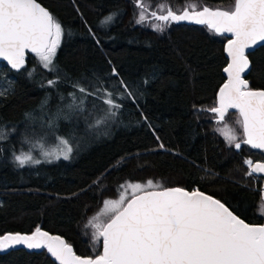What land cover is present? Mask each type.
<instances>
[{"label":"trees","instance_id":"16d2710c","mask_svg":"<svg viewBox=\"0 0 264 264\" xmlns=\"http://www.w3.org/2000/svg\"><path fill=\"white\" fill-rule=\"evenodd\" d=\"M38 1L62 25L63 35L52 70L33 52L26 53L18 71L0 61V91L6 90L0 96V130L6 137L0 140V235L39 226L61 235L77 255L94 257L101 253L102 239L93 247L88 220L105 200L121 195L127 200L130 185L148 180L152 189H160L157 184L201 189L248 223L264 220V177L246 175L243 164L247 157L264 159L262 150L243 143L236 149L227 142L225 124L237 142L242 138L237 112H227L218 123L208 111L225 79L228 38L206 26L165 25L148 13L161 12L158 5L164 12L169 6L183 9L186 2L197 9H226L234 0H144L142 23H137L141 9L135 0ZM113 14L110 23H101ZM247 55L251 67L245 78L251 88L264 89V44ZM121 80L131 96L118 97ZM77 83L88 93L112 92L121 105L112 109L116 115L110 116L98 95L79 92ZM60 137L73 148L68 159L37 158ZM21 151L41 163L19 166L14 154ZM0 264L56 263L45 250L20 248L0 253Z\"/></svg>","mask_w":264,"mask_h":264},{"label":"snow or ice","instance_id":"6c2138e0","mask_svg":"<svg viewBox=\"0 0 264 264\" xmlns=\"http://www.w3.org/2000/svg\"><path fill=\"white\" fill-rule=\"evenodd\" d=\"M135 3L141 9L137 23H142L146 19V5L144 0ZM158 7L164 12L163 5ZM114 15L101 23H110ZM150 15L165 25L170 21H190L205 25L217 34H231L225 46L230 58L224 68L228 78L219 89L218 106L208 111L218 114L219 123L229 109H237L236 123L243 130L242 138L237 142L234 129L225 124L222 134L227 142L236 149L242 143L264 149V89H252L243 75L251 63L246 50L264 42V0H234L226 9L201 6L200 10L186 2L183 9L173 11L169 6L166 14L152 11ZM152 27L164 31L161 24ZM62 35V25L38 0H0V58L12 69L24 67L27 49L39 56L44 68L52 70L50 66ZM113 74L118 75L115 69ZM55 83L48 81L49 85ZM119 83L123 91L118 97L131 96L128 85L122 80ZM75 87L81 93L102 98L109 105L110 116L116 115L113 108L121 107L106 88L88 93L79 83ZM4 95L6 90L0 91V96ZM69 95L75 101V95ZM100 123L98 120L97 124ZM5 138L0 130V140ZM59 144L62 147L56 158L62 155L68 159L73 151L71 144L63 137L59 138ZM14 161L21 167L41 163L23 151L14 154ZM245 163L250 168L248 175L264 173V163L253 164L251 160ZM130 187L133 189L130 199L121 195L119 200H105L101 211L88 220L86 227L94 229L93 247L102 238L103 250L94 258L77 255L62 237L50 235L39 226L30 235L19 232L0 235V250L18 245L28 249L46 248L59 264H264V224L246 223L220 200L199 190L189 192L158 184L155 187L161 190H149L154 187L152 180ZM261 210L264 213V197ZM102 216H107V220H102Z\"/></svg>","mask_w":264,"mask_h":264},{"label":"water","instance_id":"95a60500","mask_svg":"<svg viewBox=\"0 0 264 264\" xmlns=\"http://www.w3.org/2000/svg\"><path fill=\"white\" fill-rule=\"evenodd\" d=\"M39 2V1H38ZM40 3V2H39ZM41 4V3H40ZM42 5V4H41ZM197 10H200V9H197ZM153 11H155V10H153ZM152 11H149V14L151 13ZM157 12V11H156ZM158 14H166V11L165 12H157ZM150 18H152V19H155L154 17H152V16H150ZM156 20V19H155ZM158 21V20H157ZM159 23H163L162 21H158ZM170 22H173V23H186V24H192L193 26L194 25H198V26H205V25H200V24H196V23H194V22H190V21H179V22H176V21H170ZM217 34V33H216ZM219 35H221V34H219ZM224 36H226L228 39H231L232 38V36H231V34H224ZM227 39V40H228ZM227 40L225 41V43H224V48H223V51H224V56H225V58H226V64L224 65V67L222 68V72H223V75H224V77H225V79H224V81H223V83L219 86V88H218V90H217V92H216V105H215V107L216 106H218V103H217V101H218V92H219V89H220V87L224 84V82L227 80V73H225L224 72V68L225 67H227V64L229 63V61H230V58L228 57V55H227V52L225 51V46H226V44H227ZM261 44H264V42H258L256 45H254L252 48H250V49H247L246 50V54L248 53V52H250V51H252V50H254L257 46H259V45H261ZM27 52H31L30 50H25V55H26V53ZM0 61H2V62H4L5 64H6V66H8V68H10L11 70H15V71H18V70H16V69H12L11 68V66L8 64V62L6 61V60H4L3 58H0ZM250 67H251V64H250ZM20 70V69H19ZM250 70V69H249ZM249 70L245 73V74H243L244 75V78L246 77V75L248 74V72H249ZM246 79V78H245ZM247 80V79H246ZM252 89H255V88H252ZM210 112V111H209ZM228 112H237L238 113V115H239V111L237 110V109H229L228 110ZM212 113V112H211ZM216 115V117H215V121L216 122H218V114H215ZM226 115V114H225ZM221 122V121H220ZM242 132H243V130H242ZM248 147H250V148H252L250 145H248ZM252 149H255V150H262V152H263V154H264V149H256V148H252ZM255 163H264V161H254L253 162V164H255ZM254 175H256V176H258V177H264V173H253ZM174 187H179V186H168V187H165V188H174ZM180 188H182V187H180ZM185 189V188H184ZM149 190H161V189H149ZM185 190H187V191H189V192H191V191H193V190H188V189H185ZM195 190H199V189H195ZM200 192H203L204 194H206V195H208V196H212V195H210V194H208V193H206V192H204V191H202L201 189L199 190ZM261 196L262 197H264V180H263V183H262V189H261ZM213 198H215L214 196H212ZM131 198V197H130ZM129 198V199H130ZM215 199H217V198H215ZM218 200V199H217ZM242 219V218H241ZM246 222V221H245ZM246 223H248V222H246ZM249 224H251V223H249ZM252 224H264V220L261 222V223H252ZM37 228V227H36ZM36 228H34L31 232H29V233H24V232H19V233H21V234H31ZM41 230L42 231H45V232H48L50 235H53V236H60V237H62L61 235H59V234H56V233H52V232H49V231H47V230H44V229H42L41 228ZM6 233H8V232H6ZM11 233H17V232H11ZM5 234V233H4ZM3 235V234H2ZM63 238V237H62ZM64 239V238H63ZM102 239V238H101ZM65 240V239H64ZM66 241V240H65ZM20 248H22V249H25V250H27V251H30V252H41V251H43V250H45L47 253H48V255H49V257H51V259L56 263V264H59V262L58 261H56L55 260V258L54 257H52L51 256V254L47 251V249L46 248H41V249H28L26 246H24V245H18V246H16V247H14V248H9V249H5V250H0V253H5V252H8V251H10V250H13V249H20ZM102 248H101V252H102ZM79 256H81V255H79ZM95 257V256H94ZM93 257V258H94Z\"/></svg>","mask_w":264,"mask_h":264},{"label":"rangeland","instance_id":"374dc122","mask_svg":"<svg viewBox=\"0 0 264 264\" xmlns=\"http://www.w3.org/2000/svg\"><path fill=\"white\" fill-rule=\"evenodd\" d=\"M149 11H153V10H149ZM151 15L149 14V17H150ZM57 50V49H56ZM42 62V61H41ZM42 64H43V62H42ZM60 147H62V145H60L59 144V139H57V141L54 143V144H52V146H50L47 150H44L43 152H41V153H38L37 154V158H41V159H50V160H53V159H56V156L57 155H59V149H60ZM44 148H47V147H44ZM44 153H52V155H49V156H45L44 155ZM60 156H62V155H60ZM59 156V157H60ZM246 160H250L249 158H247V159H244V162H243V164H244V166H246L247 167V172H246V175H248L247 173L250 171V168H249V166L245 163V161ZM252 175H254V174H252Z\"/></svg>","mask_w":264,"mask_h":264},{"label":"flooded vegetation","instance_id":"af4514ba","mask_svg":"<svg viewBox=\"0 0 264 264\" xmlns=\"http://www.w3.org/2000/svg\"><path fill=\"white\" fill-rule=\"evenodd\" d=\"M148 13H149V10H148ZM247 158H249L252 162H254V161L251 159V157H247ZM247 158H245V159H247ZM257 161H264V159L262 158V160H257Z\"/></svg>","mask_w":264,"mask_h":264}]
</instances>
